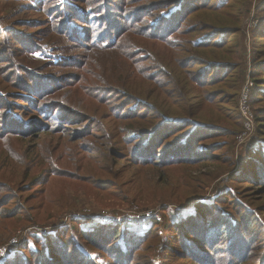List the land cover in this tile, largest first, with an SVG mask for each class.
Instances as JSON below:
<instances>
[{"label":"trees","instance_id":"obj_1","mask_svg":"<svg viewBox=\"0 0 264 264\" xmlns=\"http://www.w3.org/2000/svg\"><path fill=\"white\" fill-rule=\"evenodd\" d=\"M192 1L151 0L138 9L127 8L124 0L125 17L129 16L126 19L135 18L137 25L123 28L115 21L109 33L91 43L86 41L90 36L78 32L81 35L74 37V42H79L83 49L112 50V57L137 64L130 66L133 79L123 83L119 78L121 69L112 70V83L88 70L72 75L38 72L21 58L33 53L28 47L30 39H15L0 33V42H5L0 45V218L12 219L24 211L40 210L47 200L38 199L39 195L33 192L51 178L86 186L92 183L114 199L128 201L132 197L143 203L154 198V186L167 183L169 169L215 160V155L208 153L214 142L198 144L197 141L229 132L206 118L203 110L207 105L216 106L219 111L223 109L226 100L210 86L219 81L221 70L234 67L231 61L210 58L200 51L205 47L220 50L224 39L220 34H237L241 19L218 26L206 23L204 28L211 31L204 38L209 40L198 38L195 52L181 59L173 50L174 34L191 28L194 10L207 11L212 6L207 0L195 4ZM110 2L114 9V0ZM140 13L152 14L155 20L140 27L138 23L142 19L131 17ZM73 15L75 18L78 13L67 15V23ZM99 20L104 28L105 19L99 17ZM13 30L23 34L16 28ZM138 31L150 40L145 41L148 49L144 50L150 55L142 59L138 53L143 50L140 47L143 41L135 37L133 45L124 42L129 33ZM68 32L69 36L76 33L70 27ZM187 42L192 44L193 39L188 38ZM135 47L138 49L132 51ZM63 48L69 49L66 45ZM37 54L41 59H50L54 67L66 60L65 66L79 67L70 54L72 59L49 48H42ZM150 60L154 64L149 63L145 68L141 65ZM192 63L203 68L195 76L185 69ZM258 66L264 70L263 59ZM256 84L257 90L264 88L260 85L264 84V77L256 79ZM84 88L94 93H89L90 97L100 100L93 112L88 109L90 105L74 96V92L79 94ZM71 92L72 96L66 97ZM258 95L263 99L264 91ZM115 97L122 101L111 106ZM82 123L85 125L79 128ZM94 128L103 132L94 133ZM196 142L198 150L194 148ZM256 148L250 149L244 168L232 173L230 180H238L234 176L251 175L258 168L257 175L264 182V165L259 166L264 164V155ZM125 157L136 168V174L123 180L122 167L117 165ZM93 162L98 167L91 165ZM92 168L106 170L108 175L99 177ZM244 200L226 190L209 201H198L191 211L172 216L165 237L152 235L154 227L159 226L156 221L143 233L128 227H123L120 233L118 226L87 230L89 225L84 224L86 229L77 237L66 230L45 242L35 240L31 248L29 245L21 248L2 264H167L171 256L180 260L177 264H258L257 260L264 264V210L253 208ZM11 203L14 204L10 206ZM105 257L109 260L104 261Z\"/></svg>","mask_w":264,"mask_h":264},{"label":"rangeland","instance_id":"obj_2","mask_svg":"<svg viewBox=\"0 0 264 264\" xmlns=\"http://www.w3.org/2000/svg\"><path fill=\"white\" fill-rule=\"evenodd\" d=\"M110 1L0 0V33L15 39H21L22 37L30 39V46L28 47L33 53L30 56L22 55L21 58L24 64L38 72L72 75L79 70H88L95 73L97 78L102 77L103 80L112 83V70L121 69L123 73L120 74L119 78L123 83L133 79L130 66L135 67L136 63H130V60L129 63H125V58L112 57V50L110 52L106 50H87L80 47L79 42H74L76 39L74 37H80L81 35L78 32L90 36L86 41L91 43L93 40L109 33L110 27L115 21L123 28L132 26L135 23V18L127 20L129 16L126 15L125 17L124 0H114V9H112ZM149 1L151 0H127L126 7L140 9ZM196 2L203 3V0L192 1L193 4ZM206 2L212 5L210 9L207 11L194 10L192 14L194 18L189 23L191 28L186 27L185 32L182 34H174L173 50L182 59L195 52L194 47L198 46L195 41L198 38L203 37V41L209 40V37L204 38L211 31V29L204 28L206 23H213L218 26L234 23L237 18L241 19L237 34H233V32L220 34L224 38L220 50L205 47L200 51V53L210 58L231 61L234 67L230 70H221L219 81L210 86L211 90H216L220 97H224L226 100L223 109L219 111L218 107L207 105L203 110L206 118H210L211 122L221 124L229 132L225 136L216 133L208 140H201L203 138L201 137L197 141L198 144L204 141H206L205 143L214 142L212 144V147H214H211L208 153L215 155V160L193 166L183 165L169 169L165 178L167 183L161 187L154 186V198L150 201L145 199L143 203L135 201L132 197L128 201L114 199L107 191L102 192L92 183L86 186L51 178L45 186L39 187L40 190L33 192L34 195H39L38 199L41 200L45 197L47 200V202L41 204L40 210L24 211L20 216L12 219L0 218V254L2 255V257L0 256V264L13 257L14 253L19 252L21 248H25L27 245L31 248L35 240L45 242L48 237L59 236L66 230L69 231V234L73 232V236L77 237L81 231L86 229L83 227L84 224L89 225L86 226L87 230L102 226H118L120 227V233L123 227L143 233L150 229L151 222L156 221L159 226L156 229L157 226L154 227V234L152 235L158 234L165 237L166 228L172 222L173 215L191 211L196 202L209 201V199L216 198L226 190H231L233 195L239 196V198L242 197L253 208L260 211L264 210V182L257 175L259 174L258 168L251 175L246 174V177L234 176L238 180H230L232 173L241 171L244 168V163L248 159L252 147L258 146L256 149L264 155V127L260 126L261 123L264 124V98L260 100L261 96L258 95V93L264 91V88H261V90L256 88V79L264 77V70L258 66L260 61L264 60V0H207ZM77 6H80L81 9L78 10ZM68 7L71 8L68 9ZM193 7L195 8V5ZM156 11L163 10L157 9ZM72 12L78 13V16L74 18L73 15L71 22L67 23L65 17ZM189 12L190 10L184 14V21ZM99 17L106 21L104 28H102L103 23L99 20ZM131 17L142 19L138 23V25H141L140 27L147 25V21L152 22L155 20L152 14L144 16V13H140L138 16ZM69 27L75 30L76 33L74 32L69 36ZM13 28L23 34H17ZM66 35L70 37L69 40ZM135 37L143 41L140 43L143 50L138 53V57L142 59L144 55H150L144 52L148 49L145 41L150 40L146 39L147 36L140 31L136 34L129 33L124 40L125 44L133 45ZM102 38H105V36ZM188 38L193 39L192 44H188ZM0 43V45H4L5 42L1 40ZM65 45L69 48L67 51L63 48ZM42 48H49L52 52L56 51V53H66V57L68 54L74 56L75 65L80 68L65 66L67 60L66 63L63 62L54 67L51 65L52 62H49L50 59L45 60L38 57L37 53ZM137 49L135 47L132 51ZM69 56L68 59H72ZM82 62L83 65L80 66ZM149 63H152L151 60L141 65L145 68ZM185 69H188L193 76L197 71L203 70L201 66L197 67L194 63L186 66ZM209 72L210 70L206 72L207 76ZM147 73L150 74V72ZM145 74L146 72L143 73V75ZM248 78L254 82V85L250 90L244 110L241 107L243 100L242 88ZM89 93L94 94L88 88H84L79 94H77V91L74 92V96L83 104L90 105L88 109L93 112L100 100L96 97H90ZM72 94L73 92L66 93V97L69 98ZM118 99L116 97L112 98L110 105L114 106L121 103L122 100ZM108 107L110 106L108 105ZM244 111L251 119V128L248 127L249 122ZM220 112L223 115H220ZM84 125L82 123L79 128ZM93 131L94 133L103 132L101 128H94ZM113 141H115L114 138ZM197 142L194 145L196 149ZM215 142L219 143L215 145ZM91 165L98 167L94 162ZM105 165V167H109L108 164ZM263 165L261 163L259 166ZM121 167L123 180L134 177L136 174V168L132 166L126 157L119 161L117 168ZM92 169L96 171L99 177L108 175L106 170ZM246 170L249 169L246 168ZM147 189L148 187L145 188L143 193L145 197ZM197 197L199 199H195ZM190 199H192V204L188 205ZM13 204L9 205L12 206ZM143 211H155L160 215V219L153 218L139 221V223L134 221L136 222L134 223L128 221L127 218H123L125 215L128 217ZM262 216L264 217L263 214ZM103 259L104 261L109 260L107 257ZM260 262V260H257L258 264ZM177 263H180V260L175 259L174 256H171L167 262V264Z\"/></svg>","mask_w":264,"mask_h":264},{"label":"built area","instance_id":"obj_3","mask_svg":"<svg viewBox=\"0 0 264 264\" xmlns=\"http://www.w3.org/2000/svg\"><path fill=\"white\" fill-rule=\"evenodd\" d=\"M253 85H254V82L250 78H248L247 81L245 82L243 88H242L243 100L241 102V107L244 110L246 108L247 98L249 96L250 90L253 87ZM244 113H245V117L247 118V120L249 122L248 127L251 128V124H252L251 119L247 115L246 111H244ZM123 218H127L128 221L134 222V221L151 220L153 218H159L160 219V215L158 213H156L155 211H143V212H139V213H134L132 215H129L128 217H127V215H125V217H123ZM16 243H17V241H16ZM0 256L2 257L1 254H0ZM3 256H5V255H3Z\"/></svg>","mask_w":264,"mask_h":264}]
</instances>
